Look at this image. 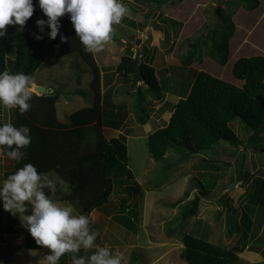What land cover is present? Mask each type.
<instances>
[{
  "label": "rangeland",
  "instance_id": "rangeland-1",
  "mask_svg": "<svg viewBox=\"0 0 264 264\" xmlns=\"http://www.w3.org/2000/svg\"><path fill=\"white\" fill-rule=\"evenodd\" d=\"M157 1L122 0L129 9L128 14L113 25L111 40L94 55L102 70L114 71L116 61L128 47L132 57L139 52V61L152 64L160 83L158 97L144 92L142 108L146 122L141 124L136 119L135 92L137 86L144 91L146 85L138 82L131 87V77L115 78L109 73L110 81H115L104 86V90L112 87V104L105 108L118 113H105L103 134L108 139L123 137L128 152L127 167L133 180L122 178L116 182L110 202L89 213L94 221L91 229L98 233L96 243L121 254V264H187L182 257V238L188 233L202 235L227 248L238 247L234 264H264L260 259L264 257V211L253 202L255 178H264V152L259 150L264 147V130L253 132L236 118L230 122V128L244 140L243 144L234 146L219 140L200 152L169 147L163 160H154L147 149V135L167 124L174 104L185 94L195 70L202 69L242 86L244 80L233 76L232 66L241 56L264 55V0H258L252 10L244 8L238 0H164L159 6ZM184 22L187 27L182 26ZM230 25L233 29L228 38V57L220 64L205 53L210 47L207 34L213 28L228 31ZM15 30L16 26L10 25L9 36ZM157 33H160L158 39ZM195 42L196 47L192 48L190 45ZM13 45L10 41L9 50ZM190 50H194L191 62L184 64ZM107 75L106 72L104 80ZM31 77L35 84L52 89L44 94H53L57 87L63 89L56 103L57 118L61 122H67L75 109L92 103V71L77 55L48 53ZM11 114L12 109L0 106V124L11 122ZM36 114L40 117L43 113ZM252 135L253 146L247 143ZM90 138L94 139L93 135ZM12 161L0 152V183L5 179L4 173L11 170ZM240 170L241 178L237 179ZM46 176L55 184L51 190H60V194L69 191L59 184L58 174L50 172ZM233 180L236 182L231 186ZM135 182L139 184V191L133 190ZM120 184L132 187L131 191H122ZM52 196L53 193L49 197L52 199ZM73 207L77 210L76 205ZM244 214L250 218L249 227L245 226ZM260 217L261 224L257 221ZM23 230L28 233L18 217L4 210V223L0 226L1 254L15 244L11 239ZM31 245H36L34 239ZM30 256L24 248L14 254L11 264L28 262Z\"/></svg>",
  "mask_w": 264,
  "mask_h": 264
},
{
  "label": "trees",
  "instance_id": "trees-1",
  "mask_svg": "<svg viewBox=\"0 0 264 264\" xmlns=\"http://www.w3.org/2000/svg\"><path fill=\"white\" fill-rule=\"evenodd\" d=\"M163 1L158 0V6ZM238 1L249 10L258 4V0ZM33 3V15L26 21L23 31H18V26L15 25L14 35L9 36L10 25H6V35L0 37V71L23 72L32 76L41 67L48 53L77 55L92 71L90 89L93 100L91 105L71 112L67 122L58 120L56 113V102L64 93L61 87L55 88L53 94L37 95L33 92L31 107L23 114L12 109V124L17 127L28 126L31 129V143L24 149L26 157L19 163L12 161L11 170L6 171L4 176L6 179L24 163H32L45 176L54 172L59 179L68 182L69 191L60 194V190L45 188L46 194L50 196L53 193V200L61 199L76 205L78 211L75 210V214L88 216L94 208L110 202L116 182L119 183L122 178L127 181L133 178L130 168L127 167V145L123 137L108 139L103 134L105 113L116 115L118 112L105 108L112 104V87L101 92V72L94 53L84 50L68 14L58 18L61 26L56 39H49L47 25L44 26V32L39 33L35 21L47 17L36 0ZM232 29V25L228 31L213 28L207 34L210 47L205 53L220 64L227 60L228 38ZM33 33H39L43 39L37 40ZM61 34L65 37L64 40L60 39ZM10 41L14 43L12 50H9ZM190 46L195 48L196 42ZM126 50L128 53L121 55L115 70L110 73L117 75V78L131 77V87H135L138 82L146 85L144 91L137 86L135 92L138 105L136 119L144 124V92L158 97L160 83L155 68L139 61V52L132 57V51L128 47ZM8 51L12 53L9 54ZM193 51H189L184 64H190ZM232 74L236 79L244 80L242 86L224 81L202 69L193 72L191 83L185 94L174 104L167 124L147 135L148 153L154 160H163L169 147L200 152L209 149L219 140H225L234 146L243 144L244 140L238 138L230 128V122L236 118L241 119L253 132L264 130V55L239 57L233 63ZM37 111H42V116L38 117ZM90 135L94 139L91 140ZM253 139L252 135L247 143L253 146ZM259 150L264 152V147H259ZM135 184L136 188L133 190L139 191V184ZM253 187V202L264 211V178H255ZM131 188L127 185L120 187L126 192H130ZM195 211L193 207L192 212ZM262 214L264 218V213ZM260 218L257 221L261 224L263 218ZM244 221L245 226L249 227L251 221L246 214ZM3 223L4 209L0 205V226ZM182 242V257L187 264H234L238 258L235 251L239 250L238 247L227 248L208 241L202 235L185 233Z\"/></svg>",
  "mask_w": 264,
  "mask_h": 264
},
{
  "label": "clouds",
  "instance_id": "clouds-1",
  "mask_svg": "<svg viewBox=\"0 0 264 264\" xmlns=\"http://www.w3.org/2000/svg\"><path fill=\"white\" fill-rule=\"evenodd\" d=\"M36 3L47 17L35 21L39 33L47 25L49 39H56L61 26L58 18L68 14L76 36L90 53L102 51L112 38L113 25L119 24L129 11L122 0H36ZM33 12V0H0V37L6 35V25H17V30L23 31ZM39 33H33L37 40L43 39ZM60 39L65 37L61 34ZM35 87L29 74L0 71V106L17 109L21 114L27 112ZM30 133L26 125L0 124V152L19 163L26 157L24 149L31 143ZM58 182L68 189L66 180L60 178ZM53 187L54 182L32 163H24L0 183V205L19 218L37 245L47 249L42 264H60L66 253L72 254V264H121V254L96 243L98 233L91 229L94 221L90 216L75 214L70 203H58L46 194L44 189ZM81 249L92 251L88 256H78ZM32 254L36 255L37 250Z\"/></svg>",
  "mask_w": 264,
  "mask_h": 264
},
{
  "label": "crops",
  "instance_id": "crops-1",
  "mask_svg": "<svg viewBox=\"0 0 264 264\" xmlns=\"http://www.w3.org/2000/svg\"><path fill=\"white\" fill-rule=\"evenodd\" d=\"M172 18V17H171ZM172 19H174V20H172V21H177V19L176 18H172ZM178 19H180V18H178ZM178 21H180V20H178ZM183 25V27H187V25L185 24V22L184 23H182ZM159 35H160V33H157L156 34V39H158V37H159ZM118 43H120V42H118ZM121 45H122V43H120ZM123 46V45H122ZM121 51H122V49L121 48H119ZM101 54V53H100ZM94 55H95V53H94ZM120 58L121 57H119V59L116 61V66H117V64L119 63V61H120ZM96 59V58H95ZM97 62V61H96ZM98 64V63H97ZM150 65H152L151 63H150ZM99 66V65H98ZM106 66V65H105ZM115 66V67H116ZM99 68H100V66H99ZM100 72H101V92L104 90V86L106 85H109V82H110V84H112L113 83V81H115L114 79L112 80V81H110V75H109V73L110 72H113L112 70L111 71H104V70H102L101 68H100ZM106 72L108 73V76H106V78H105V80H104V75L106 74ZM114 77L116 78L117 77V75H114ZM108 81V83H106ZM35 84V83H34ZM107 88V87H106ZM57 103V102H56ZM88 105H91V104H87V106ZM76 110V109H75ZM149 126V125H148ZM4 180V179H3ZM24 233V234H23ZM33 238L30 236V234H26V232H25V230H23L22 231V233L21 232H19V233H16L14 236H13V238L11 239V242L12 243H15V244H20V242L21 243H23V244H21V247L15 252V253H21L22 251H23V249L25 248L26 249V252L27 253H30V254H32V252H33V250H37V255L36 256H34L33 254H32V256H30V259H29V261L27 262V261H24V262H21L22 264H42V261H43V255L45 254V252L47 251V249H45V248H43L42 246H39V245H35V246H32L31 245V240H32ZM8 244H10V243H8ZM8 246V245H7ZM3 250V249H2ZM14 253V254H15ZM0 254H1V251H0ZM14 254L11 256V258H10V264H11V262H12V260H13V257H14ZM90 253H87V251L86 250H84V249H81L80 250V252L79 253H77V255L79 256V255H83V256H88ZM71 253H66V254H64L62 257H61V259H60V264H70V263H72V260H71ZM36 257V258H35ZM13 262H14V260H13ZM13 264H17V263H13Z\"/></svg>",
  "mask_w": 264,
  "mask_h": 264
},
{
  "label": "water",
  "instance_id": "water-1",
  "mask_svg": "<svg viewBox=\"0 0 264 264\" xmlns=\"http://www.w3.org/2000/svg\"><path fill=\"white\" fill-rule=\"evenodd\" d=\"M219 12V8H217V13ZM156 12L153 13V16H155ZM154 26V24H152ZM150 31V28H147V32ZM139 42V39L136 41ZM36 87L34 88L35 91L40 92L41 94H44L46 92H49L48 89L50 88H46L45 86L41 85V84H35ZM241 178V170L239 172V175L237 177V179ZM236 180L232 181V185L234 186ZM21 245H15L12 244L11 246H9L8 249H6L2 254H0V263L2 264H10V258L11 256L16 252V250H18L20 248Z\"/></svg>",
  "mask_w": 264,
  "mask_h": 264
},
{
  "label": "flooded vegetation",
  "instance_id": "flooded-vegetation-1",
  "mask_svg": "<svg viewBox=\"0 0 264 264\" xmlns=\"http://www.w3.org/2000/svg\"><path fill=\"white\" fill-rule=\"evenodd\" d=\"M15 245H20V244H15ZM21 247V246H20Z\"/></svg>",
  "mask_w": 264,
  "mask_h": 264
}]
</instances>
